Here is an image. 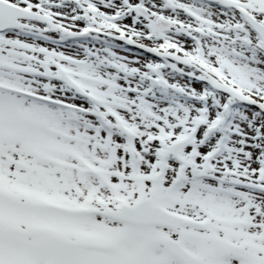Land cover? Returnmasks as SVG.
Returning <instances> with one entry per match:
<instances>
[{
  "label": "snow or ice",
  "instance_id": "6c2138e0",
  "mask_svg": "<svg viewBox=\"0 0 264 264\" xmlns=\"http://www.w3.org/2000/svg\"><path fill=\"white\" fill-rule=\"evenodd\" d=\"M0 264H264V0H0Z\"/></svg>",
  "mask_w": 264,
  "mask_h": 264
}]
</instances>
